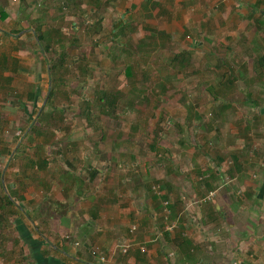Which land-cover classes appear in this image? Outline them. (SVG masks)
I'll use <instances>...</instances> for the list:
<instances>
[{"label":"rangeland","instance_id":"obj_1","mask_svg":"<svg viewBox=\"0 0 264 264\" xmlns=\"http://www.w3.org/2000/svg\"><path fill=\"white\" fill-rule=\"evenodd\" d=\"M112 4V0H57L48 19L49 29H54L48 35L52 49L44 52L43 46L36 44L39 53L43 51L41 74L14 81L0 74L1 260H9L3 242L16 239L13 228L18 213L6 200L16 203L17 209L25 205L23 210L29 217L26 223L36 228L33 209L42 197V186L43 195L52 192V175L57 174L58 156H62L59 154L70 165L73 158L81 162L85 155L90 164L115 161L127 169L135 164L142 173L151 165L157 176L165 177L174 176L168 167L178 163L179 174L191 177L190 158L202 169L208 168L206 161L218 162L213 132L222 122L218 115L215 117L211 98L226 94L224 72L251 64L249 59L264 48L255 22L263 19L264 2L222 0L217 24L206 8L205 15L211 18L210 34L199 24H191V34L181 37L151 26L155 31L148 38L144 36L148 29L140 24L129 29L134 35L114 36L115 27L121 30V25L116 24L118 11ZM228 7L229 17L241 15L238 23L223 18ZM235 29L239 31L228 35ZM32 49L33 56L40 59L35 47ZM183 53L191 58L186 68L181 67ZM45 59L50 61L51 70ZM219 64L222 67L215 66ZM239 85L244 86V82L234 89L242 90ZM52 90L55 94L50 99ZM109 92L118 98V106L105 112L101 99ZM239 104L235 107L242 110L243 103ZM43 111L45 118L39 121ZM228 121L232 123V118ZM210 124L215 127L210 129ZM33 126H38L41 135L32 130ZM189 145L194 147L190 151ZM42 164L44 168L38 167ZM37 176L39 187L35 184ZM41 177L45 180L42 185ZM233 182L236 180L229 176L224 184ZM31 197L35 198L30 203ZM186 198L194 207L204 205L198 204L202 197ZM8 246L13 250L11 258L26 264L25 249L13 247L12 241Z\"/></svg>","mask_w":264,"mask_h":264},{"label":"crops","instance_id":"obj_2","mask_svg":"<svg viewBox=\"0 0 264 264\" xmlns=\"http://www.w3.org/2000/svg\"><path fill=\"white\" fill-rule=\"evenodd\" d=\"M56 1L0 0L3 79L27 80V76L32 79L37 72L41 74L43 51L39 53L36 44L38 35L48 36L54 30L49 29L48 19ZM112 1L118 11L116 24L121 25V30L115 27L113 34L124 30L126 36L134 35L129 29L140 24L148 29L145 38L151 35V26H160L166 35L181 37L191 34V24H199L210 34L211 18L205 15V9H210L214 20L223 10L222 0ZM230 12L228 7L223 18L238 23L241 15L229 17ZM261 21L264 24V16ZM261 29L260 38L264 40V26ZM235 31L239 30H231L228 35ZM34 47L40 59L33 56ZM258 51V56L249 59L251 64L240 65L232 73L224 72L227 92L211 98L215 117L218 115L222 122L213 132L218 162L206 161L208 168L202 169L195 167L190 158L191 177L179 174V163L168 167L174 176L165 177L157 176L151 165L142 173L135 164L132 169L118 166L115 161L90 164L88 155L81 162L73 158L70 165L59 154L62 156H58L57 174L52 175V192L43 195L42 186V197L33 209L36 218L29 220L31 223L34 219L36 228L26 223L25 205L13 209L18 213L13 228L16 239L10 240L13 247L25 249V263L99 264L91 251L100 250L107 255L106 264H264V48ZM243 82L244 86L239 85L242 90L234 89ZM239 103H243L242 110L235 107ZM231 118L232 123L228 121ZM187 147L189 151L194 148ZM38 167L44 168L43 164ZM229 176L236 182L226 185ZM44 181L41 177V185ZM211 192L214 196L204 205L194 207L187 202V196L205 198ZM33 198L27 200L31 203ZM166 202L170 219H179L173 232L164 229ZM10 240L3 242L9 260L0 259V264H20L21 260L11 258ZM128 243L131 246L125 252L123 246ZM171 252L174 257L169 256Z\"/></svg>","mask_w":264,"mask_h":264},{"label":"trees","instance_id":"obj_3","mask_svg":"<svg viewBox=\"0 0 264 264\" xmlns=\"http://www.w3.org/2000/svg\"><path fill=\"white\" fill-rule=\"evenodd\" d=\"M261 14H262V13H261ZM255 22L258 23V25H259V30L261 31V30H262V29H260L261 26H264L263 22L261 21V19H257V20H255ZM256 28H257V27H256ZM152 31H153V30H152ZM153 32H154V31H153ZM118 34H119V36H120V34L123 35V36H121V37H125V36H126V33L124 32V30H123V31H119ZM118 34H117V35H118ZM114 36H116V34H114ZM151 36H152V35H151ZM162 37H164V35H162ZM146 38H148V36H147ZM158 38H159V37H158ZM37 42H38L39 45L43 46L42 49H43L44 52H45V51H49L50 49H52V47H51L52 44L48 41V36H41V35L39 36V35H38V40H37ZM45 42H46V44H45ZM184 56H186L185 53H183L180 57L182 58V57H184ZM188 61H191V58L184 57V59H182V62H181V67H182V68H186V67H187V63H186V62H188ZM49 65H50L49 70H51V69H52V65H51V64H49ZM53 66L56 67V66H58V64H57V65H53ZM215 66H216V67H222V64L215 65ZM222 69H223V68H222ZM52 79H54V75H52ZM54 94H55V92H54V90H52L51 93L48 95L49 98L52 99L53 96H54ZM105 100H106L107 102H105ZM101 101H102V103L104 102V104H103V110H104L105 112H108L109 107H110L111 109L115 110L116 107L118 106V98L116 97V95H115L114 93H110V92H109V94L106 95V98H105V97H102ZM41 112H42V111H41ZM44 114H45V113H44V111H43V113L40 115L39 121H43V120H44V118H45V115H44ZM32 130H36V134L38 133L39 135H41V133H42V131H37V130H38V126H33V127H32ZM6 201L8 202V207L12 208V210L16 208V207H15V204H14L13 201L11 202L9 199H7ZM176 220L179 221V219H176ZM176 229H177V228H175L174 231H175ZM166 231H168V230H166ZM170 232H173V231H170Z\"/></svg>","mask_w":264,"mask_h":264},{"label":"built area","instance_id":"obj_4","mask_svg":"<svg viewBox=\"0 0 264 264\" xmlns=\"http://www.w3.org/2000/svg\"><path fill=\"white\" fill-rule=\"evenodd\" d=\"M159 192V190H158ZM214 192H211L210 195H208L207 197L201 199L198 201V204H202L204 202H207L208 200L212 199V197L214 196ZM164 218H165V230L168 231H174L175 228H177L179 221L178 220H172L170 219V210L168 208V202L165 203V207H164ZM136 228V226L133 227L132 231ZM162 235V232H159V236ZM77 245H79V243H77ZM131 246L130 243L124 245L123 247L125 248V252L128 250V248ZM91 254L98 259L99 264H106L107 263V255L105 253H103L102 251L99 250H92ZM170 257H174L175 253L171 252L169 254Z\"/></svg>","mask_w":264,"mask_h":264},{"label":"clouds","instance_id":"obj_5","mask_svg":"<svg viewBox=\"0 0 264 264\" xmlns=\"http://www.w3.org/2000/svg\"><path fill=\"white\" fill-rule=\"evenodd\" d=\"M264 12V11H263ZM264 14V13H263ZM45 62H46V59H45ZM46 63H48V64H50V61H47ZM47 64V65H48ZM49 68H50V65L48 66ZM49 94H50V92H49ZM100 251V250H99Z\"/></svg>","mask_w":264,"mask_h":264},{"label":"water","instance_id":"obj_6","mask_svg":"<svg viewBox=\"0 0 264 264\" xmlns=\"http://www.w3.org/2000/svg\"><path fill=\"white\" fill-rule=\"evenodd\" d=\"M264 13V12H263Z\"/></svg>","mask_w":264,"mask_h":264}]
</instances>
